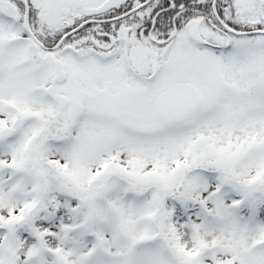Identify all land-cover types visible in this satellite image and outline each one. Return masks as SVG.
<instances>
[{
    "label": "rangeland",
    "instance_id": "1",
    "mask_svg": "<svg viewBox=\"0 0 264 264\" xmlns=\"http://www.w3.org/2000/svg\"><path fill=\"white\" fill-rule=\"evenodd\" d=\"M20 41L21 31L0 22V264H264V228L255 224L264 207V52L249 53L245 64L235 55L171 51L158 63L167 77L153 83V98L180 85L198 97L195 112L166 128L154 103L151 118L144 108L91 105L152 129L144 144L90 121L54 133L42 122L51 119L40 97L46 77L35 81L32 65L23 66ZM69 88L74 105L63 123L81 100ZM175 207L193 251L171 226ZM61 208L70 227L57 220ZM21 235L37 243L25 254ZM46 237L59 248L48 249Z\"/></svg>",
    "mask_w": 264,
    "mask_h": 264
},
{
    "label": "flooded vegetation",
    "instance_id": "2",
    "mask_svg": "<svg viewBox=\"0 0 264 264\" xmlns=\"http://www.w3.org/2000/svg\"><path fill=\"white\" fill-rule=\"evenodd\" d=\"M105 2L0 0V22L6 31L24 35L19 43L23 66L32 65L35 81L38 74L46 77L37 92L50 108L51 119L42 122L57 127L54 133L90 121L98 127L119 129L135 142L151 143L152 129H133L124 113L94 111L91 105L109 110V101L112 110L130 107L134 114L144 108L151 118L154 103L156 121L166 128L191 114L198 97L193 89L180 85L153 98V83L167 77L158 70V63L171 51L193 55L202 51L217 58L235 55L245 64L249 53L264 52V0H125L113 6ZM26 28L35 41L27 36ZM55 61L61 64L65 78L55 84L54 91L67 99V105L53 124L58 110L46 98L45 89L52 82L51 63ZM70 84L81 100L75 114L63 123L62 115L74 105ZM54 133L48 136L50 141ZM73 137L70 132L68 141Z\"/></svg>",
    "mask_w": 264,
    "mask_h": 264
},
{
    "label": "trees",
    "instance_id": "3",
    "mask_svg": "<svg viewBox=\"0 0 264 264\" xmlns=\"http://www.w3.org/2000/svg\"><path fill=\"white\" fill-rule=\"evenodd\" d=\"M57 127H54V129ZM42 137H45V133L41 134ZM41 137V138H42ZM45 139V138H44ZM62 208L60 210H57V220H59L60 224L63 226H71V220L68 219V216L65 214ZM197 211L196 209H193L191 211L192 214H195ZM243 213V212H242ZM241 217V216H240ZM243 217H245L243 215ZM181 221V223H179ZM187 218L185 217V214L182 213L181 209L179 207L174 208V217L171 221V226L174 230L175 235L179 238L180 242L185 243V250L186 251H193L194 246L193 242L191 241L193 233L191 229L186 224ZM255 224L258 227L264 228V207L260 206L259 210H257V216L255 217ZM37 226L40 228V231H45L48 233L49 224H45L42 222H37ZM24 236L21 235L22 244H21V253H27L28 249L31 247L36 246V241L31 239L23 238ZM157 239V238H156ZM154 242V241H153ZM44 245L51 250H57L59 248L57 246V242L52 239L51 237H46L44 240ZM59 251L66 252L68 251L67 247H62Z\"/></svg>",
    "mask_w": 264,
    "mask_h": 264
},
{
    "label": "water",
    "instance_id": "4",
    "mask_svg": "<svg viewBox=\"0 0 264 264\" xmlns=\"http://www.w3.org/2000/svg\"><path fill=\"white\" fill-rule=\"evenodd\" d=\"M124 1L125 0H106L105 4H107L109 6H113L114 4H120ZM26 32H27L28 36L34 40L32 33L27 28H26ZM51 65H52L54 74H53V79H52L50 86H48L45 89V95L54 104V106H56V108L58 110L57 113L53 116V124H56V119H57L58 114L67 105V99L64 96L57 95L54 91L55 84L56 83H63L64 78H65L62 66L57 61L52 62ZM44 165H46V164L44 163ZM49 168L51 169L50 166H49Z\"/></svg>",
    "mask_w": 264,
    "mask_h": 264
}]
</instances>
